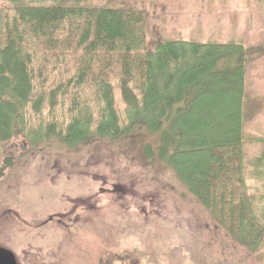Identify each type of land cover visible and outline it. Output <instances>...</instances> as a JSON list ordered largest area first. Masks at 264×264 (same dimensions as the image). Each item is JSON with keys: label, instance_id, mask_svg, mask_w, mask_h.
<instances>
[{"label": "trees", "instance_id": "16d2710c", "mask_svg": "<svg viewBox=\"0 0 264 264\" xmlns=\"http://www.w3.org/2000/svg\"><path fill=\"white\" fill-rule=\"evenodd\" d=\"M0 1L1 139L77 145L139 125L156 133L169 119L167 162L263 261L264 136L246 132L243 43L149 38V11L129 0ZM226 57L237 64L219 69Z\"/></svg>", "mask_w": 264, "mask_h": 264}, {"label": "rangeland", "instance_id": "374dc122", "mask_svg": "<svg viewBox=\"0 0 264 264\" xmlns=\"http://www.w3.org/2000/svg\"><path fill=\"white\" fill-rule=\"evenodd\" d=\"M129 1L149 11V38L244 44L246 132L264 136V0ZM236 64L226 57L218 68ZM168 120L156 133L139 125L77 145L0 138V250L16 264H264L167 162ZM261 149L247 145L248 161Z\"/></svg>", "mask_w": 264, "mask_h": 264}, {"label": "water", "instance_id": "95a60500", "mask_svg": "<svg viewBox=\"0 0 264 264\" xmlns=\"http://www.w3.org/2000/svg\"><path fill=\"white\" fill-rule=\"evenodd\" d=\"M0 264H16V259L10 251L0 250Z\"/></svg>", "mask_w": 264, "mask_h": 264}, {"label": "flooded vegetation", "instance_id": "af4514ba", "mask_svg": "<svg viewBox=\"0 0 264 264\" xmlns=\"http://www.w3.org/2000/svg\"><path fill=\"white\" fill-rule=\"evenodd\" d=\"M52 220V217L49 219V221Z\"/></svg>", "mask_w": 264, "mask_h": 264}]
</instances>
